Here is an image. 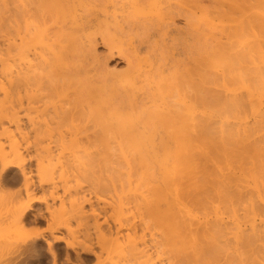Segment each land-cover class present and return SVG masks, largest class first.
I'll return each instance as SVG.
<instances>
[{
	"label": "bare ground",
	"instance_id": "6f19581e",
	"mask_svg": "<svg viewBox=\"0 0 264 264\" xmlns=\"http://www.w3.org/2000/svg\"><path fill=\"white\" fill-rule=\"evenodd\" d=\"M127 1L133 20L156 15V20H164L168 14L163 0ZM180 1L187 20L198 23L189 20L188 24L219 34H206L213 38L212 46L197 47L199 52L188 65L182 70L177 67L175 80L173 74L172 80L164 79L159 85L157 80V99L153 96L157 103L145 108L138 106L137 96L147 85L141 76L151 71L147 55L144 61L143 53L139 58L135 54L137 63L133 58L125 72L104 66L95 72L104 71L98 75L101 81L93 74L94 62L88 63L91 59L86 57H98L97 44L90 43L88 35L93 24L107 30L112 21L121 29L122 19L127 18L119 21L116 13H104L101 21L105 22H101L90 7L93 3H86L89 0H0V85L2 79L6 81L0 87L4 96L0 110H5V116L6 102L10 107L17 96L20 101L28 99L30 109V103L38 104L28 111L35 113L37 108L46 117L42 123L49 129L41 130L59 136L54 143L59 142L58 146H38L39 170L33 167L40 182L53 189L51 203L37 197L45 203V213L32 203L22 207L17 203V219H13L21 226L48 215L59 220L58 229L43 239L52 264H87L84 253L94 256L93 264H264V0H209L210 6L206 0ZM78 7L89 14H77ZM82 37L92 45L87 44L89 51L80 47ZM14 59L22 60L24 67L10 70L8 62L15 63ZM118 90L124 101L114 97ZM13 109L18 113V108ZM15 112L9 115L14 122L20 120ZM15 123L20 125L21 120ZM9 138L7 142L12 143ZM4 145L0 146V195L4 194L0 202L6 194L8 199L0 207L13 204L6 185L21 181L28 190L34 184L30 157L22 156L19 146L10 143L7 154ZM10 206L12 211L14 204ZM72 223L86 233L81 232V237L75 233L78 239L70 237L71 229L77 228ZM41 237L36 233L26 248L35 264H47ZM59 242H64L65 252L57 246ZM29 256H1L0 264H29Z\"/></svg>",
	"mask_w": 264,
	"mask_h": 264
},
{
	"label": "rangeland",
	"instance_id": "374dc122",
	"mask_svg": "<svg viewBox=\"0 0 264 264\" xmlns=\"http://www.w3.org/2000/svg\"><path fill=\"white\" fill-rule=\"evenodd\" d=\"M106 1V2H105ZM121 1H122V3H121ZM120 2L119 1H116V0H99V1H94V0H89V2H86V3H93L90 7H92V11L93 12H96V16L100 19V21L101 20H104L103 18L105 17L104 15L106 14V13H110L109 15L111 16V15H114V13H116V16L118 15V18H119V21H121V19H122V17L123 18H127V19H125V20H127V21H124V19H122V21H121V26L123 27V28H121L122 29V31H121V29H119L120 27H116V26H114L113 24H111L112 23V21H111V17H109L110 18V20L109 21H111V23H110V25H109V27H108V29H111L110 30V33H109V31H107L106 30V28L107 27H105L104 26V28H105V31H100V30H102V29H104V28H102L101 26V28H99V26H95L94 24H93V29H91V31L89 30V32L90 33H88V35H90L91 34V36H89L90 37V40L89 41H91V40H93V43H94V45H95V43L97 44V46H96V50H98L97 51V58L99 59V61H98V59L96 58V60H93L92 59V57L90 58V56H88L89 54H86V57H89V58H87L88 59V61L90 60V62H88V63H90L91 64V62H94V63H92V64H94L93 66L94 67H92V69H94L95 67H96V69H95V71L93 72V74L95 75H97V79L100 77V76H98L99 74L101 75V73L103 72L104 73V71H101V72H99V74H97L98 73V71H100V70H104L105 68H104V66H108V67H111V70L113 69V68H115L114 70H116V72L118 71V72H125L127 69H128V67H129V63H133V60H135V54H138L136 57L137 58H139L140 56L139 55H141V54H139V53H143L142 54V56L141 57H143L144 56V58H145V56L147 55L148 56V60L146 59L147 58V56H146V58H145V60L144 61H149V63L151 64V61H152V64H151V66H150V68L151 69H149V70H151V71H145V70H143V71H145L144 72V74H143V71H142V74L144 75H142L141 77L144 79V77H145V83L143 84V85H145V84H147V85H145L146 86V88L148 89L149 88V90H146V88H145V86H142L141 84H142V82H141V86H142V88L144 89L145 88V90H143L142 88V91H141V89H140V94H138V96L137 97H140V98H138V106L139 105H141V106H144L145 108H148V107H146L147 106V104H148V106H150V104H152L151 106H153V105H155V103H157V101L156 102H154V99H155V96L158 94V87H157V85H156V82H157V80H158V82H157V84L159 83V82H162L163 83V80L164 81H167V80H172V79H170V78H172L171 76H173L174 75V77H173V79L175 80V74H177V72H179V70L181 69H184L186 66L185 65H188V61H190L191 60V58L190 57H192L193 56V54H195V56H196V54H198V49L199 48H202V46H204L203 48H205L206 46L208 47V45H209V47H210V45L212 44V41H214V40H212L213 38H209L208 36H206V34H211V36H213V34H215L216 32H217V34H219V31H217V30H215V32H214V30H213V32H212V30L211 29H209V30H211V32L208 30L207 31V28H205V29H203V26H200L202 29H200V27H196V26H193L192 27V22H196V21H193L192 20V18H190L189 20H192L190 23H192V24H188L189 22V20H187V12H186V7H184V8H182V6L181 5H178V2L180 1H178V0H163V3L165 4V5H163V8H164V10H165V12H167L168 14H169V12H170V16L168 15V14H166V17L164 18V20H162L161 18H160V20H156V17H157V15L155 16V18H154V20H156V21H154V20H150V19H153V18H151V16H150V18H146V17H144V16H142L141 18H143V19H141L139 16L138 17H135V19L133 20V19H131L132 17H134V16H132V14L131 13H133V11L132 10H129V5H128V1L127 0H121ZM156 1V0H155ZM162 1V0H161ZM177 1V2H176ZM207 2H205V4H207L208 6H210V1L209 0H206ZM181 2V1H180ZM182 2H183V0H182ZM118 3V4H117ZM176 5H175V4ZM99 6H98V5ZM180 4V3H179ZM182 4V3H181ZM184 4V3H183ZM182 4V5H183ZM104 5V6H103ZM106 5V6H105ZM109 5V6H108ZM111 5H113V6H111ZM115 5V6H114ZM123 5H125V6H123ZM173 5V6H172ZM181 6V7H180ZM94 7V8H93ZM105 10H103V9ZM96 9V10H95ZM98 9V10H97ZM116 9V10H115ZM126 9V10H125ZM130 9H132V8H130ZM167 9V10H166ZM169 9V10H168ZM185 9V10H184ZM78 12H77V14L79 13V14H81V15H86L85 14V12H83L82 10H80L79 9V7H78ZM98 11V12H97ZM109 11V12H108ZM122 12V14H121V12ZM173 11H174V13H173ZM180 11V12H179ZM184 11V12H183ZM124 12V13H123ZM131 12V13H130ZM179 12V13H178ZM105 13V14H104ZM118 13V14H117ZM127 13V14H126ZM172 13V14H171ZM182 13V14H181ZM89 14V13H88ZM87 14V15H88ZM131 14V15H130ZM86 15V16H87ZM94 15H95V13H94ZM175 15V16H174ZM115 16V17H116ZM131 16V17H130ZM185 16V17H184ZM92 17L93 16H91V19H92ZM128 17L130 18V20L128 19ZM94 18V17H93ZM159 17H157V19H158ZM169 18V19H168ZM171 18V19H170ZM94 20V19H93ZM132 20V21H131ZM135 20H137V21H135ZM145 20H148V21H145ZM150 20V21H149ZM131 21V22H130ZM159 21V22H158ZM101 22H105V21H101ZM100 22V23H101ZM107 22V21H106ZM113 22H114V19H113ZM156 22V23H155ZM158 22V23H157ZM163 22V23H162ZM164 22H165V24H164ZM129 25H128V24ZM146 25H145V24ZM115 24V23H114ZM131 24H132V26H131ZM190 25V26H188V25ZM196 24H198V23H195V24H193V25H196ZM108 25V24H107ZM154 27H153V26ZM160 25H161V27H160ZM113 26V27H112ZM198 26V25H197ZM114 27H115V29H114ZM126 27V28H125ZM195 27H196V30H195ZM116 28H118V29H116ZM146 28V29H145ZM155 28V29H154ZM168 28V29H167ZM172 28V29H171ZM98 29V30H97ZM188 29V30H187ZM118 32H117V31ZM136 30V31H135ZM148 30V31H147ZM168 30V31H167ZM204 30V31H203ZM101 33H100V32ZM113 31V32H112ZM106 32H108V33H106ZM114 32H117L116 34L114 33ZM148 32V33H147ZM206 32H208V33H206ZM210 32V33H209ZM95 33V35H93ZM106 33V34H105ZM128 33H130V34H128ZM87 34V33H86ZM112 34V36H110ZM125 34V35H124ZM197 34V35H196ZM102 35V36H101ZM106 37H105V36ZM116 35V36H115ZM128 37H127V36ZM176 35V36H175ZM124 36V37H123ZM139 36V37H138ZM154 36V37H153ZM85 37V36H84ZM84 37H82L81 39H82V41H80V44L79 45H81L80 47L82 48V50H84L83 48H85L86 49V51H89V47H88V49H87V46L88 45H91V44H88L89 43V41H87V39L86 38H84ZM107 37H111V38H107ZM164 37V38H163ZM208 37V38H207ZM214 37V36H213ZM106 40H105V39ZM140 38V39H139ZM153 38V39H152ZM169 38V39H168ZM200 38V39H199ZM204 38V39H203ZM86 39V40H85ZM109 41H108V40ZM120 41H119V40ZM132 39V40H131ZM161 39V40H160ZM194 39V40H193ZM202 39V40H201ZM84 40V41H83ZM105 40V41H104ZM114 40V41H113ZM148 40V41H147ZM177 40V41H176ZM197 40H198V42H197ZM209 40H211V41H209ZM87 41V42H86ZM99 41V42H98ZM132 41V42H131ZM151 41V42H150ZM163 41V42H162ZM205 41V42H204ZM110 42H114L113 44H115V45H113L112 46V44H109V45H107V43H110ZM166 42V43H165ZM90 43H92V41L90 42ZM124 43V44H123ZM127 43V44H126ZM130 43V44H129ZM144 43V44H143ZM83 44V45H82ZM88 44V45H87ZM118 44H119V47H118ZM133 44V45H132ZM139 44V45H138ZM153 44V45H152ZM158 44V45H157ZM167 44H168V46H167ZM171 44V45H170ZM117 45V47H115ZM123 45V46H122ZM174 45V46H173ZM92 46V45H91ZM105 46V47H104ZM106 46H108L107 48H106ZM134 46H135V48H134ZM200 46V47H199ZM212 46V45H211ZM111 47V48H110ZM114 47V50L112 49ZM189 47V48H188ZM192 47V48H191ZM197 47H198V49H197ZM208 47V48H209ZM116 48V49H115ZM121 50H120V49ZM125 48H127V49H125ZM164 48V49H163ZM169 48V49H168ZM195 48H196V50H195ZM141 49V50H140ZM161 49V50H160ZM207 49V48H206ZM111 50H112V52H111ZM118 50V51H117ZM168 50V51H167ZM123 53H122V52ZM130 51V52H129ZM165 51H167V52H165ZM180 51V52H179ZM194 51H196V53L194 52ZM137 52V53H136ZM151 52V53H150ZM155 52V53H154ZM194 52V53H193ZM107 53H109V54H107ZM112 53V54H111ZM132 54V56H130L131 54ZM102 54V55H101ZM104 54V55H103ZM106 55V56H105ZM152 55V56H151ZM100 56L102 57V58H100ZM108 56V57H107ZM127 56V57H126ZM139 56V57H138ZM162 56V57H161ZM151 59H150V58ZM179 57V58H178ZM129 58H131L130 60H128ZM134 58V59H133ZM154 58V59H153ZM173 58V59H172ZM193 58H194V56H193ZM102 59H104V60H102ZM109 59V60H108ZM133 59V60H132ZM141 59V58H140ZM107 60V61H106ZM137 60H139V59H137ZM151 60V61H150ZM162 62H161V61ZM163 60H164V62H163ZM176 60H177V62H176ZM16 61V62H15ZM98 61V62H97ZM132 61V62H131ZM136 61V60H135ZM135 61H134V63H135ZM156 61V62H155ZM10 62V61H9ZM8 62V64L10 65V67L9 68H11L10 70H17V69H19V68H23L24 66V62H22V60L21 61H19L18 59L16 60V59H14V62L15 63H13V61H11L10 63ZM96 62V63H95ZM103 62V63H102ZM127 62V63H126ZM160 62V63H159ZM181 62V63H180ZM16 63H18V65L16 64ZM98 63V65L96 66V64ZM136 63H137V61H136ZM148 63V62H147ZM164 63V64H163ZM174 65H173V64ZM16 65V67L14 66V65ZM21 64H23L22 66H21ZM106 64V65H105ZM149 64V65H150ZM154 64V65H153ZM156 64V65H155ZM177 64V65H176ZM179 64V65H178ZM112 65V66H111ZM133 65H135V64H133ZM182 65V66H181ZM100 66V67H99ZM155 67V69H154V67ZM132 67V66H131ZM177 67H178V69H177ZM99 68V69H98ZM103 68V69H102ZM162 68V69H161ZM166 68V69H165ZM170 68V69H169ZM110 69V68H109ZM177 69V70H176ZM122 70V71H121ZM160 70H162V72L160 71ZM153 71H155V72H153ZM95 72H97V73H95ZM153 72V74H151V73ZM157 72V73H156ZM176 72V73H175ZM140 74L138 75V76H140L141 75V71L139 72ZM146 73H149L150 75L148 76ZM106 74V73H105ZM145 74H146V76H145ZM173 74V75H172ZM104 75V74H103ZM137 75V74H136ZM153 75V76H152ZM106 75H104V77H103V79L104 78H106L105 77ZM151 76V77H150ZM166 76V77H165ZM102 77V76H101ZM99 78L100 79V81H101V79L102 78ZM148 77V78H147ZM151 79H150V78ZM155 77V78H154ZM170 77V78H169ZM96 78V77H95ZM108 78H109V75H108V77H107V81H106V83L108 82ZM147 78V79H146ZM152 78H153V80H152ZM110 79V78H109ZM141 79V78H140ZM111 80V79H110ZM146 80L148 81L149 80V82H150V84L148 83V82H146ZM156 80V81H155ZM2 81L5 83L4 85H6V81H5V79H2ZM1 81V82H2ZM104 81H105V79H104ZM141 81V80H140ZM3 82H2V84H3ZM154 82V83H153ZM162 83H160V84H162ZM2 84L0 85V87H2ZM103 84H105V82H103ZM108 85L107 86H111V84H109V83H107ZM153 84V85H152ZM156 85V86H155ZM159 85V84H158ZM110 86H109V88H110ZM1 90V89H0ZM151 90V91H150ZM157 90V91H156ZM2 91V90H1ZM110 91V90H109ZM108 91V92H109ZM118 91H120V90H118ZM144 91V92H143ZM148 91V92H147ZM154 91V92H153ZM114 93H116V94H114V97H116L117 98V100L118 101H124V98H122V97H124V95H123V93H122V95H121V91H120V93L119 94H117V92L116 91H114ZM142 93H144L143 95H142ZM147 93V94H146ZM148 93H149V95H148ZM152 93V94H151ZM157 93V94H156ZM2 94V92H0V99L1 100H3V94ZM23 95H24V93H22ZM23 95H22V98L23 99H25L26 100V98H24L23 97ZM116 95V96H115ZM119 95V96H118ZM143 96V97H142ZM147 96H149V97H147ZM153 96H154V99H153ZM18 97V96H17ZM16 97V99H15V102H19L20 100H18V98ZM120 97V98H119ZM145 97V98H144ZM20 99V98H19ZM141 99V100H140ZM157 99V98H156ZM155 99V100H156ZM17 100V101H16ZM144 100V101H143ZM152 100H153V102H152ZM22 101V102H21ZM19 103H20V107L18 106V102L17 103H15L14 101L13 102H9V104H10V107H9V105H7V102H6V105H5V109H6V111H7V113L5 114V116H4V113H5V110L4 111H1L0 110V122L2 123H0L1 125H0V140H1V145L0 146H2V145H4V147L5 148H3V150L7 153V154H9L7 151L11 148H7V146L9 145V143H10V145L9 146H19V149H20V152H21V154H22V156H24L25 154H26V158H28L29 159V157H30V159H31V161H30V163H32V169H33V167L35 168V169H37V159L40 157H38V155H37V153L39 152V148L40 147H38V146H48L49 144V146H58L59 145V142H58V144H55L54 145V143H57V141H59L58 140V138H57V136L58 135H51V136H49V131H46V130H41L42 129V127L43 128H48V126L47 125H45V124H43L42 123V120H44V118H45V120H46V117L44 116V118H43V116L41 115V113H39L38 112V109L36 108V110H37V112H38V115H36L37 114V112H33V111H28V110H32V106H35L34 104H32V103H30L31 104V109L28 107V105L27 104H29V101H28V99H27V102L26 101H24V100H21ZM159 101V100H158ZM148 102V103H147ZM151 102V103H150ZM13 103V104H12ZM22 103H23V106L25 107V106H27L28 107V109L25 107V108H22L23 106H22ZM16 105V106H15ZM38 105V104H37ZM36 105V106H37ZM30 106V105H29ZM35 106V107H36ZM141 106H140V109H141ZM12 107V108H11ZM16 107V111H18V113L17 112H15L14 110L15 109H13V108H15ZM3 108V109H4ZM12 109V111H11V109ZM17 108H18V110H17ZM20 108V109H19ZM143 108V107H142ZM2 109V110H3ZM25 109V110H24ZM22 110H24V111H22ZM41 110V108L39 109V111ZM142 110V109H141ZM8 111H9V113H8ZM11 111V112H10ZM14 112H15V114L16 115H14V117L15 116H19V118H20V120H21V124L19 125V124H17V123H15V122H19L20 123V120H16L15 122L14 121H12L11 120V117L13 116L12 114H14ZM23 112H24V116H23ZM41 112V111H40ZM12 113V114H11ZM21 114V115H20ZM29 116H27V115ZM31 114H33V116H31ZM41 115V117H40V115ZM2 115V116H1ZM9 116V118L7 117V116ZM22 116V117H21ZM25 116H27V117H25ZM37 116V117H36ZM2 117V118H1ZM5 119H4V118ZM13 117V118H14ZM33 117V118H32ZM18 117H17V119H19ZM38 118V119H37ZM32 119V120H31ZM39 120V121H37V120ZM9 120V121H8ZM33 121V122H32ZM35 121H36V123H35ZM41 121V122H40ZM11 122V123H10ZM44 122V121H43ZM10 123V124H9ZM3 124H5V126L3 125ZM14 124H17L19 127H21V129L17 126V125H14ZM40 124H43L44 126H40ZM2 125H3V128H2ZM6 125L8 126V127H6ZM33 125L35 126V127H33ZM37 125V126H36ZM13 126V127H12ZM15 126V127H14ZM23 126V127H22ZM6 129V131H3V130H5ZM8 129H9V131H12V132H14V133H12V132H10L9 133V131H8ZM11 129V130H10ZM20 129V130H19ZM25 129V130H24ZM49 129V128H48ZM34 130V131H33ZM39 130H41V132H39ZM7 131H8V134H7ZM22 133H21V132ZM26 133V135H28V136H26L25 135V133ZM30 131V132H29ZM46 132V133H43V132ZM6 132V133H5ZM20 133V135L18 134V133ZM1 133H3V134H1ZM42 133H43V136H42ZM8 135V137L6 136L5 137V135ZM10 134V135H9ZM13 134H14V137H12L13 136ZM17 134L19 135V137L17 136ZM23 134V135H22ZM37 134H39L38 135V137H37ZM45 134H48L47 136L45 135ZM3 135H4V138H3ZM12 135V136H11ZM16 135V136H15ZM21 135H22V137H21ZM30 135V136H29ZM41 135V136H40ZM53 136V137H52ZM10 137V138H9ZM27 137V138H26ZM31 137V138H30ZM50 137V138H49ZM59 137V136H58ZM6 138V139H5ZM12 139L13 140V142L11 143L10 141H9V143L7 142L8 140L7 139ZM19 138H21V139H19ZM22 138H25L24 139V142H22L23 141V139ZM45 138V139H44ZM57 138V140H54V139H56ZM5 139V140H4ZM29 139V140H28ZM11 140V141H12ZM16 140V141H15ZM18 140L19 141H21L20 143L18 142ZM41 140V141H40ZM48 140V141H47ZM50 140H51V142H50ZM54 140V142L52 143V141ZM32 141V142H31ZM37 141H39V142H37ZM5 142V143H4ZM18 142V143H17ZM37 142V143H36ZM46 142V143H45ZM4 143V144H3ZM8 143V144H7ZM25 143H27V145L25 144ZM47 143H49L48 145H47ZM17 144V145H16ZM23 146H22V145ZM31 144V145H30ZM53 144V145H52ZM30 145V146H29ZM36 145V146H35ZM24 148V151H23V148ZM25 146H26V148H25ZM34 146H35V148H34ZM21 147V148H20ZM38 147V148H37ZM25 149H27V152H25L26 150ZM35 149H37V152H36V150ZM22 150V151H21ZM35 150V151H34ZM10 151V150H9ZM19 151V150H18ZM36 152V153H35ZM25 153V154H24ZM28 153V154H27ZM24 154V155H23ZM30 154V155H29ZM34 154H36V155H34ZM39 154V153H38ZM27 155H28V157H27ZM32 156V157H31ZM29 161V160H28ZM36 166V167H35ZM35 169H33V174L36 172V170ZM35 170V171H34ZM39 169H37V171H38ZM36 175H37V173H35ZM35 174L33 175L34 177H36L35 176ZM39 175H40V172H39ZM33 177V185L31 184V187H29L28 188V190L24 187V185H23V183H21V181L17 184H11L10 186H9V188H8V185H6L5 187H7V191H8V193L9 192H11L10 193V195H13V196H11V197H9V200L11 199V201L13 202V204H14V208L12 207V203L11 204H9V206L10 207H12V211H9L10 210V208H9V206H7V205H5V206H3V205H1V207H0V209L3 207V209H2V211L0 210V219H2L1 221H0V237H1V239H0V251H1V249H2V251L0 252V258H1V256L3 257V258H9V257H20V258H27L30 254H29V252H27V249L26 248H28L27 247V245L29 246V241L31 240V238L32 237H34L35 235H36V233L37 234H39V235H42V237L40 238V240H39V244H41V246L43 247V252H44V255H45V260H43V261H46V259H47V264H52V259H51V257L50 256H48L47 255V251H46V249H47V245L45 244V242H44V240L43 239H45L47 236L49 237V235L51 234V232H53V231H55L56 229H58V227L60 226H58V227H56L58 224H57V221H58V223H59V220L57 219V218H55V220L52 218V217H50L48 214V218L46 217V218H44V219H41V220H39V221H37L36 223H31V224H24V226H21V225H19L20 224V222H18V220H17V222L19 223H17L16 225H15V222H14V220H16L17 219V214L15 213V212H17L18 210V207H17V203H18V206H20V204H21V207H22V205H23V203H24V205H25V203L26 202H28V203H26V205L25 206H27V204H30V203H32V206L33 207H35L36 209H43L42 211L45 213V211H46V209H45V207H44V204L45 203H42V201H40L39 202V199L41 200L42 198L44 199V198H47V201H48V199H49V201H48V203H51V191L53 190H51V191H49L48 189L50 188L49 187V185L47 184H45L44 185V182L43 183H41L40 181H41V176L38 178V176L36 177V178H34ZM0 187L2 186V178L0 177ZM38 179V180H37ZM43 179V178H42ZM37 180V181H36ZM36 183V184H35ZM41 183V184H40ZM46 183V182H45ZM34 185H36V186H34ZM41 185H42V188L43 189H41ZM4 186V185H3ZM33 186V187H32ZM25 188V190H24V188ZM47 187H49V188H47ZM20 188V189H19ZM31 188H33V189H31ZM35 188V189H34ZM46 190H45V189ZM1 189H2V187H1ZM12 189V190H11ZM51 189V188H50ZM16 190V191H15ZM21 191V193H20V191ZM4 191H6V189L4 190ZM6 191V192H7ZM13 191V192H12ZM29 193H28V192ZM30 191H31V193H30ZM5 192V193H6ZM16 192V193H15ZM27 192V193H26ZM33 192V193H32ZM36 192V193H35ZM42 192V193H41ZM45 193V195H43L44 193ZM1 193V192H0ZM54 193V192H53ZM52 193V194H53ZM46 194H48V195H46ZM7 195V199H8V194H6ZM5 195V196H6ZM28 195V196H27ZM1 196V198H2V196H4V194H2V195H0ZM29 196H30V200H28L29 199ZM34 196V197H33ZM39 199H38V198ZM41 197V198H40ZM0 198V199H1ZM5 198V199H6ZM24 198V199H23ZM5 199L3 200H1L2 202H4L5 204L7 203V201H5ZM15 199H19V201L17 200V202H15V201H13V200H15ZM21 200H23V201H21ZM33 200V201H32ZM45 200V201H44ZM43 201L44 202H46L47 203V201H46V199H44ZM34 201H36V202H34ZM2 202H0V204H2ZM15 202V203H14ZM23 205V206H24ZM47 205V204H46ZM39 206V207H38ZM6 207V208H5ZM8 207V208H7ZM17 209H16V208ZM43 207V208H42ZM47 207V206H46ZM13 209H15V210H13ZM44 209H45V211H44ZM17 210V211H16ZM19 210H20V208H19ZM9 211V212H8ZM15 211V212H14ZM13 212V213H12ZM3 213V215L1 216V214ZM5 214V215H4ZM7 214V215H6ZM12 216H14V217H12ZM5 217V218H4ZM16 218V219H15ZM4 219V220H3ZM11 219V220H10ZM14 219V220H13ZM50 219V220H49ZM54 221H56V219H57V221L56 222H54ZM4 221V222H3ZM13 225H12V224ZM45 223V224H44ZM56 223V224H55ZM74 224H75V226H74ZM30 225V226H29ZM72 225L74 226H72V228H76L77 227V225H76V223H72ZM14 226V227H13ZM28 226V227H27ZM36 226V227H35ZM79 227V229H77ZM76 229H75V231L74 230H72L71 229V233H72V235H70V237H73V238H75V236L77 235L78 237L80 236L81 237V235H83L81 232H84V234L86 233V229L83 227V228H81V226H78ZM2 228V229H1ZM81 229V230H80ZM3 230V231H2ZM46 230V231H45ZM77 230V231H76ZM79 230V231H78ZM83 230V231H82ZM17 231V232H16ZM92 231V230H91ZM16 232V233H15ZM21 232H22V234H21ZM13 233V234H12ZM26 233H27V235H26ZM43 233V234H42ZM75 233H76V235H75ZM89 233H93V232H89ZM2 234V235H1ZM34 234V235H33ZM10 235H11V237L12 238H10ZM31 235V236H30ZM33 235V236H32ZM74 235V236H73ZM3 236H6V237H3ZM30 236V238H28ZM44 237V238H43ZM47 237V238H48ZM78 237H76L75 239H78ZM75 239L73 240V239H69V241H71V240H73V241H75ZM2 240H4V242L2 241ZM20 242V243H18V242ZM28 241V242H27ZM14 243H15V245H14ZM28 243V244H27ZM26 245V246H25ZM45 245V246H44ZM13 246V247H12ZM57 246L63 251V252H65V249H66V247H65V244H64V242H59L58 244H57ZM61 246V247H60ZM2 247V248H1ZM6 248H7V250H6ZM65 248V249H64ZM5 249V250H4ZM3 250H4V252H3ZM70 250V252L72 253V255L74 256L75 254H73L74 252L71 250V249H69ZM8 253H9V255H8ZM18 254V255H16V254ZM2 254V255H1ZM4 254V255H3ZM25 254V255H24ZM28 254V255H27ZM25 256V257H24ZM30 257V259L31 260H29L28 259V261H30L31 263H29V264H35L34 262H32V259H34V256H29ZM82 259L84 260V261H86V263L87 264H93L94 262H95V258H94V256L91 254V253H84V254H82ZM46 262H44V263H46Z\"/></svg>",
	"mask_w": 264,
	"mask_h": 264
}]
</instances>
